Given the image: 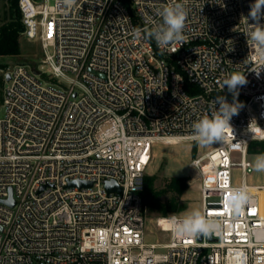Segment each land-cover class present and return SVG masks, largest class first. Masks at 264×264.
Instances as JSON below:
<instances>
[{"label": "built area", "instance_id": "obj_1", "mask_svg": "<svg viewBox=\"0 0 264 264\" xmlns=\"http://www.w3.org/2000/svg\"><path fill=\"white\" fill-rule=\"evenodd\" d=\"M173 2L19 0L23 35L39 42L41 59L4 73L0 264H264V183H247L250 144L264 140V62L246 37L254 0H184L182 43L134 38ZM232 73L248 81L233 131L190 162L201 209L222 229L180 237L169 215L157 221L169 241L146 243L142 192L155 143L193 142L192 124L211 116L214 101L233 102L222 88ZM76 180L92 186H69ZM110 180L121 190L108 191ZM241 186L250 200L234 209L229 197Z\"/></svg>", "mask_w": 264, "mask_h": 264}, {"label": "clouds", "instance_id": "obj_2", "mask_svg": "<svg viewBox=\"0 0 264 264\" xmlns=\"http://www.w3.org/2000/svg\"><path fill=\"white\" fill-rule=\"evenodd\" d=\"M76 0H64L66 6L74 5ZM248 20H251L252 30L247 33V42L250 41L255 46V52L261 62H264V0H254L250 4ZM162 23L141 33L140 30H134V38H144L154 40L161 49H167L170 46L182 43L184 41V28L189 10L184 0H175V2L163 7L160 11ZM173 53L177 49L172 48ZM264 66V65H262ZM261 70V69H260ZM259 75V72H256ZM248 83L244 74L232 73L222 81V88H227L233 95V102H227L224 96L218 97L214 101V110L211 116L205 115L192 124V139L201 144H213L216 141H222L225 138L227 130H232L230 123L234 116H237L244 105L237 102L236 97L239 94V88ZM218 105V107H217ZM252 121L250 122L251 125ZM249 125V127H250ZM252 167L257 172H264V154L258 155ZM250 200L249 189L246 186L233 189L229 197V204L234 209H242ZM172 231L180 237L199 238L201 236H210L222 229V221L209 217L206 210L201 208H192L186 210L180 215L171 214L167 218Z\"/></svg>", "mask_w": 264, "mask_h": 264}, {"label": "rangeland", "instance_id": "obj_3", "mask_svg": "<svg viewBox=\"0 0 264 264\" xmlns=\"http://www.w3.org/2000/svg\"><path fill=\"white\" fill-rule=\"evenodd\" d=\"M1 14V13H0ZM21 50L18 55L0 57V76L4 78V73L9 67L14 64H30L31 66H37L41 59V47L39 42L28 40L22 33L21 37ZM5 85V79L3 83H0V118L5 114L3 106V87ZM213 144H201L196 141H179V142H158L154 145V159L147 170V176H156L154 187L161 191L167 189L172 177L174 176H186L187 188L185 191L176 194V202L178 205V212H170L168 215H163L160 210L151 208L145 205V223L144 233L146 243H166L169 241V230L160 227L157 223L158 219H162L171 214H182L186 210L192 208H201V196L198 188V181L195 178V171L190 167L191 160L203 153L209 146ZM253 152L251 160L254 162L258 155L264 154L259 150L261 149L259 143L253 141L250 146ZM195 151V154H194ZM234 160L239 161V155L237 152L233 154ZM235 183L239 184L242 179V173L239 168H234ZM264 182V172L254 171L252 175L247 178V183L259 184ZM173 196L172 191H162L160 199L162 202L168 201ZM218 198H213L210 201H218Z\"/></svg>", "mask_w": 264, "mask_h": 264}, {"label": "trees", "instance_id": "obj_4", "mask_svg": "<svg viewBox=\"0 0 264 264\" xmlns=\"http://www.w3.org/2000/svg\"><path fill=\"white\" fill-rule=\"evenodd\" d=\"M24 31V25L22 22V14L19 9V0H3L1 14H0V57L18 55L21 50V37ZM4 78L0 76V83H3ZM190 84L186 85V91L192 93L197 89H192ZM259 143L261 153H264V140L256 141ZM253 143V142H252ZM250 144V146L252 145ZM250 152H253L249 147ZM195 154V151H194ZM251 157V155H250ZM156 176H147L145 178V188L142 192L143 198L149 196L151 198L146 206L156 208L161 211L163 215H168L170 212H178L176 202V194L183 192L187 188L186 176H174L172 177L167 189L157 190L154 187ZM264 182H262L263 184ZM162 191H172L173 196L166 202H162L160 195Z\"/></svg>", "mask_w": 264, "mask_h": 264}, {"label": "water", "instance_id": "obj_5", "mask_svg": "<svg viewBox=\"0 0 264 264\" xmlns=\"http://www.w3.org/2000/svg\"><path fill=\"white\" fill-rule=\"evenodd\" d=\"M6 79H9V75L6 76ZM69 186L88 187V186H92V182L76 180V181L70 182ZM106 188H107L108 191H113V190L120 191L121 190V188L113 180H110V181L106 182ZM150 200H151V198L149 196L145 197L144 198L145 204H148L150 202ZM5 202L8 203L11 206H13L15 204L13 196H12V190H10V198L8 200H6ZM201 237H199V238L201 239ZM209 237H210V239H212L211 235Z\"/></svg>", "mask_w": 264, "mask_h": 264}]
</instances>
